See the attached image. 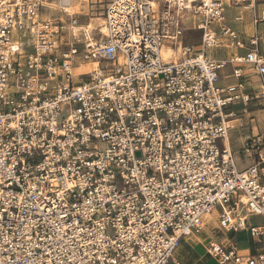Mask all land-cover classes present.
<instances>
[{
	"label": "built area",
	"instance_id": "obj_1",
	"mask_svg": "<svg viewBox=\"0 0 264 264\" xmlns=\"http://www.w3.org/2000/svg\"><path fill=\"white\" fill-rule=\"evenodd\" d=\"M104 1L91 26L62 0H0V264H169L192 237L217 264H264V145L245 142L252 164L237 170L226 111L264 98V32L242 56L205 54L245 45L225 3L264 0ZM186 12L199 51L182 44ZM226 63L251 65L257 92L243 91L240 68L217 86ZM216 206V227L244 230L255 253L199 241Z\"/></svg>",
	"mask_w": 264,
	"mask_h": 264
},
{
	"label": "crops",
	"instance_id": "obj_2",
	"mask_svg": "<svg viewBox=\"0 0 264 264\" xmlns=\"http://www.w3.org/2000/svg\"><path fill=\"white\" fill-rule=\"evenodd\" d=\"M82 1H86L87 5H88L89 3L101 4L102 1H104V0H71L70 6H71L72 11L75 13V15L83 13L80 10H78V11L73 10L76 7V5L77 6L80 5ZM225 6L230 7L233 5L225 3L224 8H225ZM237 8L238 9H237V11L233 17L232 24L230 26L229 25L228 26L231 29L235 30L237 32V34L241 38L244 39V41H245L244 47L243 48H231V47H228L226 45H222L220 47H215L216 49L222 51L220 54L210 53L207 51V49H208L207 48L205 51V54L207 57L212 58V59H217V60H227L232 56H242L250 48V45L248 44V38L251 37L254 33L261 35L264 32V20H259L257 23L253 22L254 16L255 15L258 16L259 12L261 10H264V3H256L252 8L251 7L244 8L243 6H237ZM102 10H104V7ZM101 15H103V11L101 12ZM236 17H241V19L236 20L235 19ZM93 19H94L93 16H89L87 22H80L79 20H78V22L81 25L89 24L91 26H94V25H92ZM101 20H102V16H101ZM196 20H197V18L193 17L192 14H191V25L190 26H186L184 23V20H183L184 31H183L181 41H182L183 45H193L195 47V49L197 51H199L200 50L199 49V43H200L202 32H201V30H199L195 27ZM224 20H225V17H224ZM99 24H97V25H99ZM97 25H95V26H97ZM212 28L214 30H217V25H213ZM189 30L199 32V42L197 44H190V43L186 42L185 39H186L187 31H189ZM209 48H211V47H209ZM258 51L262 56H264V40H262V39H259V41H258ZM234 68H240L241 69L243 77L241 78L240 81L243 82V86H244L243 91L246 93H250L252 95L255 94V92H257V90H258L260 79L254 73L252 66L248 65V64L226 63L221 69H219L217 71L216 85L219 87H225V86H230V85L236 84L238 82V80L233 75ZM227 78H232L233 82L232 83H226L225 80ZM226 111L227 112L228 111L234 112L236 114L235 117L229 118V123H228L229 124V130H228V136H227V145L230 148L232 155H233V150H232V146L230 143V139L235 134V131L240 130V128H242L244 126H248L250 128V132L248 133V135L245 136V140H244V143L241 146V148H243L245 142L252 140V139L257 138V139H260L264 142V135H263V133H261V126L263 123V117L259 116V112H261V111L264 112V98H255L252 96V98L247 103V105H244L240 101H235V102L231 103L229 106H227ZM248 157L250 158V162L246 167H248L250 164H252V157H250L249 155H248ZM246 167H244V168H246ZM243 169H241V170H243ZM260 182L264 183V173H261V175H260ZM252 217L253 216L249 217V220L251 223H252V221H251ZM257 217L259 218V221L256 223H252V224H258L261 222V218L259 216H257ZM238 232H241L244 235L243 239L234 240V239H231L229 237L230 234H236ZM238 232H236V233L222 232L224 234V237L220 241L235 243L236 246L239 248V251L242 253H248V252L255 253L257 250V246H258L256 244L257 242L255 241V239L250 238L244 230H240ZM200 238H201V236H200ZM204 239L205 238L199 239V241H202ZM191 242L199 245L200 246L199 249L202 252L201 255L195 257L194 260L200 261L203 258H206L207 255L204 254L203 249L201 247V244L198 242V239L194 238V237L182 239L181 243L177 247V249L179 247H181V245H183L184 243H186V244L189 243L188 245L191 244L193 247V244ZM191 245H190V248H191ZM177 249L173 252L172 257L177 255V253H176ZM191 249H193V248H191ZM194 252H196L198 254V251H194ZM177 260L182 261L183 263H186V264H195V262L186 260L184 257H180Z\"/></svg>",
	"mask_w": 264,
	"mask_h": 264
},
{
	"label": "rangeland",
	"instance_id": "obj_3",
	"mask_svg": "<svg viewBox=\"0 0 264 264\" xmlns=\"http://www.w3.org/2000/svg\"><path fill=\"white\" fill-rule=\"evenodd\" d=\"M104 5H105V1H102L101 4L89 3L88 5H87L86 1H82L81 4L76 6L73 10L74 11L80 10L83 12L81 14H76V17L80 22H87L88 17L93 16L94 19L92 20V23H93L92 25L95 26V25L102 22L101 12L103 11L102 9H103ZM237 9H238L237 6H230V7L225 6V8H224V17H225L224 22L226 23V25L230 26L232 24L233 17L235 15ZM40 13H41L42 17H46V18L47 17H56V16L61 15V13L58 10L57 11L52 10L51 8H49L47 6L42 7ZM184 15H185V17H184L185 25L190 26L191 25V13L186 12ZM185 40L187 43L197 44L199 42V32L192 31V30L187 31V35H186ZM207 51L210 53H218V54H220L222 52L221 50H218L215 47L208 48ZM26 52L28 53L29 50L26 49ZM80 59L81 58L79 55L76 56V61H79ZM88 70H89V66H83L81 69L75 67V69H74L75 74L78 75L77 77H80V78H83L85 73ZM77 77H75L74 81H77V83H79L80 81ZM225 82L226 83H232L233 79L227 78L225 80ZM259 116L263 117V123L261 126V133H263V135H264V112L263 111L259 112ZM249 132H250V128L248 126H244V127L240 128V130L235 131V134L230 139V143H231L232 150H233V158H234V162H235L237 170L243 169L250 162V158L248 157V155H245L242 153V148H241V146L244 143L245 136L248 135ZM261 144L264 145V142L262 140H261ZM217 211H218V207L216 206L212 212L213 219L205 225L204 232L202 233L200 239L205 238L206 240L210 239V240L220 241L224 237V234L222 233V231L216 227V221L214 220V218L217 217ZM251 221H252V223H256L259 221V218L257 216H253L251 218ZM229 237L231 239L238 240V239H243L244 235L241 232H238L236 234H230ZM188 244L189 243H187V244L184 243L183 245H181V247H179L177 249V251H176L177 255L173 256L170 259L169 264H175V261L180 257H184L186 260L193 261V262H195V264H217V262L213 258L208 257V256H206V258H203L200 261L194 260L195 257L201 255V253H202L199 249L200 246L197 245L196 243L195 244L192 243L193 247L191 244L190 245H191V248H193V249H191L190 245H188ZM194 251H198V254Z\"/></svg>",
	"mask_w": 264,
	"mask_h": 264
},
{
	"label": "bare ground",
	"instance_id": "obj_4",
	"mask_svg": "<svg viewBox=\"0 0 264 264\" xmlns=\"http://www.w3.org/2000/svg\"><path fill=\"white\" fill-rule=\"evenodd\" d=\"M63 1V3H69L70 4V2H71V0H62ZM80 3V2H79ZM77 6V5H76ZM164 54V56H166L167 55V53H163Z\"/></svg>",
	"mask_w": 264,
	"mask_h": 264
}]
</instances>
